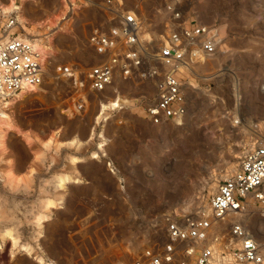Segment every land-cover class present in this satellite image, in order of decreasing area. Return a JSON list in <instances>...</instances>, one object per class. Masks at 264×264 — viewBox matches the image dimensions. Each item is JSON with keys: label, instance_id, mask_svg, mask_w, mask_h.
I'll return each mask as SVG.
<instances>
[{"label": "rangeland", "instance_id": "rangeland-1", "mask_svg": "<svg viewBox=\"0 0 264 264\" xmlns=\"http://www.w3.org/2000/svg\"><path fill=\"white\" fill-rule=\"evenodd\" d=\"M63 1L16 0L29 24L16 12L0 13V37L51 43L45 83L10 101L0 127V264H132L166 244L165 214L209 211L218 185L264 137V0H179L188 22L219 26L223 44L184 74L186 117L162 125L144 111L155 81L115 78L104 93L88 84L78 93L58 79L56 68L65 65L84 80L98 59L88 38L110 25L107 0H73L72 12L63 11ZM116 1L139 9L143 39L168 34L164 9L171 0ZM13 14L15 26L6 29ZM46 23L49 29L39 28ZM116 96L120 108L99 111ZM60 178L68 179L64 189ZM227 218L210 237L240 223L264 243L257 206Z\"/></svg>", "mask_w": 264, "mask_h": 264}, {"label": "built area", "instance_id": "built-area-1", "mask_svg": "<svg viewBox=\"0 0 264 264\" xmlns=\"http://www.w3.org/2000/svg\"><path fill=\"white\" fill-rule=\"evenodd\" d=\"M164 10L168 34L159 36L157 43L155 37H140L139 9L107 0L110 25L107 29L95 27L88 38L98 57L96 64L83 81L76 78L73 67L59 66L58 79L73 83L78 93L85 84L94 93H104L117 77L125 82L152 80L156 93L144 110L146 119L153 125L183 120L190 103L184 74H192L200 60L215 56L223 38L217 25L188 22L179 0L166 2ZM13 26L14 14L8 17L6 29ZM45 75L40 55L30 42L15 35L0 37V111L23 89L43 85ZM85 104V99L79 98L78 110L82 111ZM250 205L257 206L264 218V137L245 153L238 169L218 185L210 198L208 215L205 207L189 215L180 211L165 214L166 244L145 250L132 264H264V243L240 223L232 224L228 235L210 237L213 223L232 213H247Z\"/></svg>", "mask_w": 264, "mask_h": 264}, {"label": "bare ground", "instance_id": "bare-ground-1", "mask_svg": "<svg viewBox=\"0 0 264 264\" xmlns=\"http://www.w3.org/2000/svg\"><path fill=\"white\" fill-rule=\"evenodd\" d=\"M24 1L25 0H23V2ZM62 3H63V11L64 12H66V11L72 12V11L76 10L75 4L73 3V0H64ZM14 12L17 13V20H18L19 23H21V24H29V21L25 18V7H24V5H20L19 6L16 3V0H8V2L6 4L0 6V13L1 14L10 15V14H12ZM38 26H39V28H48L49 29V24H47V23L46 24H40ZM140 37L143 39V27L141 29V35H140ZM151 37H155V36H150L149 39ZM18 38H22V39L30 42L33 45V48L35 49V51H37L39 53L41 64L43 65V67L45 69V74H46L45 75V79H46V76H47V64L49 63L48 62V57H49V54H50V49H51V45L50 44L51 43L49 42L47 44H42L39 39H36V41H33L32 39L28 38V36H24V37L23 36H18ZM143 40H148V39H143ZM156 40H157V43H159L160 40H158L157 38H156ZM117 78H120L121 79V77H117ZM44 83H45V80H44ZM41 86H43V85H41ZM38 90H39V87H27V88L23 89L20 93L14 95V97L10 101L13 104L15 101H17V100H19L21 98H24L28 94H33L35 92H38ZM7 104L5 106V109L2 110V111H0V127L2 125H6V123H5V115L4 114L9 112L8 111V107H7ZM122 104H123V102H122L121 98L119 96H116V97H114L113 100H110L108 102H101V106H100V110L99 111L101 112L102 110L107 109V108H110V109L114 110V109L120 108ZM99 149H100V151H104L102 144L99 147ZM73 163L75 164L76 163V160H74ZM67 182H68V179L67 178H60L58 180L59 187L61 189H64ZM209 213H210V211H206V214L207 215ZM232 214H230V215H232ZM232 219L233 218H229V219L228 218L227 219L225 218V220H223V221H226V222H224V223H222L220 225H217L220 222L213 223V226H212V229H211L210 233L212 231H215L218 228H221L222 226L225 225V223H228ZM223 221H221V222H223ZM216 226H217V228H216ZM216 234H218V233H216ZM211 239L212 238H210L208 240V242H210Z\"/></svg>", "mask_w": 264, "mask_h": 264}, {"label": "crops", "instance_id": "crops-1", "mask_svg": "<svg viewBox=\"0 0 264 264\" xmlns=\"http://www.w3.org/2000/svg\"><path fill=\"white\" fill-rule=\"evenodd\" d=\"M75 177H77L76 175H74Z\"/></svg>", "mask_w": 264, "mask_h": 264}]
</instances>
